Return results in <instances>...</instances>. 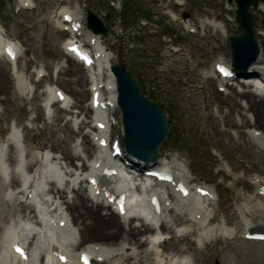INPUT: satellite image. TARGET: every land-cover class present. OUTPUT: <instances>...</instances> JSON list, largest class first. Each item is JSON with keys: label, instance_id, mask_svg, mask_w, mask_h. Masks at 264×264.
Wrapping results in <instances>:
<instances>
[{"label": "rangeland", "instance_id": "1", "mask_svg": "<svg viewBox=\"0 0 264 264\" xmlns=\"http://www.w3.org/2000/svg\"><path fill=\"white\" fill-rule=\"evenodd\" d=\"M236 5L234 0H0V29L9 40L14 39L20 54L13 63L0 56V142L7 143L9 132L16 125L22 136L21 147L27 165L30 159L33 166L36 156L44 149L62 155L59 161L64 164V150L72 153L71 146L82 143L83 133L90 129L83 124L80 130L77 118L95 124L93 110L88 109L91 104L89 69H84L82 81L69 71L72 66L66 44L71 34L57 26L63 11H77L87 30L86 13L90 9L107 25L100 36L104 46L115 54L113 63H123L140 91L160 106L168 134L160 144L161 151L170 163L182 165L192 183H201L213 190V220H224L234 229L232 237H213L207 248L200 249L202 243L194 223H186L189 229L184 235L175 226L171 229L160 226L170 238L155 242L149 234L152 231L140 235L148 243L143 248L131 243L134 254L123 264H158L157 252L167 259L173 257V264H179L186 254L188 264H214L215 259L220 264H264V238L242 236L244 226L239 213V205L244 204L252 211L254 220H264V211L255 208L260 199L264 203L255 182V179L264 182V147L249 133L252 128L264 133V124L247 122L246 116L252 115V110L242 112V103L246 100L235 89L221 84L216 74L209 78L204 74L214 68L216 61L231 65L229 35L243 32L236 22ZM247 8L254 15V31L259 27L264 30V10H257L252 4ZM183 11H188L187 19L195 25V30H189L182 22ZM213 18L221 21L222 31L211 26L204 28L203 21ZM84 30H81L83 34ZM79 63L82 69L84 66ZM17 66L31 84L30 96L18 92L13 74ZM39 69L42 74L38 73ZM232 80L238 89L243 88L239 79ZM5 84L11 101L7 103L2 100L6 96ZM49 86L59 87L67 94L69 111L60 113L63 108L60 102L52 104L49 111L46 109ZM82 107L89 111L88 115ZM109 116L112 119L109 135L119 139L123 147L118 106ZM67 119H71L75 132L64 122ZM12 148H7L11 156L7 159V173H0V241L10 224L18 226L23 219L35 215L16 201L17 196L8 199L5 194L12 188L17 190L15 174L12 186L8 184L17 158L15 144ZM94 153L95 149H91L88 156ZM74 160L80 165L83 163L80 158ZM126 172L135 175L136 182L141 183L140 170L130 167ZM172 217L173 212H169L168 218ZM130 219L123 218L127 223ZM134 223L141 226L142 221L136 219ZM79 238L80 242V233ZM94 241L86 239L81 248ZM147 251L152 254L146 256Z\"/></svg>", "mask_w": 264, "mask_h": 264}, {"label": "bare ground", "instance_id": "2", "mask_svg": "<svg viewBox=\"0 0 264 264\" xmlns=\"http://www.w3.org/2000/svg\"><path fill=\"white\" fill-rule=\"evenodd\" d=\"M256 9L264 10V0L258 2ZM65 15L70 19L68 20L69 26L71 22L78 23L79 26L76 30L65 25L67 20L64 18ZM183 21L186 27L191 30L194 29L195 25L189 19ZM202 25L204 28L211 26L218 31L223 29L221 21L215 18L204 20ZM57 26L68 28L71 34L66 44V54L72 66L69 71L82 81L85 73L84 69H89L88 82L91 84L92 94L88 109L89 111L93 110L95 124L92 125L88 119L77 118L76 123L80 130L83 124L88 125L90 129L83 133L82 143L70 147L72 153H68L66 149L64 150L63 156L66 163L63 164L59 161L63 159L62 155H51L43 150L36 156L33 166L30 159L28 165L26 164V169L30 172L29 175L23 172L22 167V171L13 169L8 184L12 186L15 174L17 177L14 179V185H17V190L15 194L10 191H6L5 194L8 199L17 196L18 200L16 201L21 206L30 208L32 212H35V215L23 219L18 226L10 224L5 228L0 241V264H43L44 255H47L46 261L48 264H123L125 260L134 254L131 243H138V247L143 248L148 241H142L139 236L149 231L153 232L151 222L161 216L164 217L160 221L162 228L171 229L175 226V229L181 235H184L189 229L186 226L187 222H192L195 226H198L199 241L201 240L202 243L200 249L207 248L209 239H213V237L225 236L227 239L229 236L232 237L234 233L232 226L224 220H213V190L201 184L192 183L180 163L176 165L169 162L168 156L160 149L161 145L159 146V155L155 160H133L132 165L140 168L141 162H143L144 164H152L163 171H169L171 176L166 183L160 182V184L148 186L143 181L137 183L135 175L131 177L121 172L118 162L114 158L115 156L112 157L111 155V145L108 146L107 144L109 130L112 126V119L109 115L116 108L115 79L110 70L115 54L104 46L100 34L92 32L90 28L84 30L82 16L77 11L75 13L69 10L63 11L62 19L57 20ZM256 29V43L259 52L246 68L248 75L245 77V82L241 81L243 88L238 89L237 84H232L228 76L220 79L221 84L235 89L243 97V101L246 100L245 103H242V112L248 110L253 112H251L252 115L246 116L248 118L247 122L264 124V30L262 27ZM81 30H84L85 34ZM83 35L85 37H82ZM8 47L12 51H9ZM76 48L79 52L91 57L89 63L84 64L82 62L84 66L82 69L78 66L80 61L74 56L77 52L75 51ZM0 56L6 57L12 63L19 59L17 43L6 38L1 30ZM214 70L215 65L214 68L204 72L205 77L214 76ZM38 73H42V69H39ZM13 74L17 78L18 92L28 95L31 92V84L27 79V75L18 66ZM254 75L260 76V79L254 78ZM4 88L7 89L6 84ZM47 92L46 105H49L57 96L64 94L55 86H49ZM5 93L6 98L4 97L2 100L7 103L10 98L7 90ZM94 93H96V96L93 95ZM82 94L84 95V93ZM64 100L66 105L59 111L60 113L70 110L67 94ZM83 111L88 115L89 111L84 110V108ZM64 122L69 123L73 132L76 131V128L71 125V119ZM17 130L15 127L9 132L7 143L5 141L0 142V173L2 174L8 170L6 159L11 158L6 149L8 147L13 149L12 141L19 143L18 141L22 140L21 133L18 136ZM249 133L250 137L259 146L264 147L263 132L257 128H252ZM57 148L52 145V149L57 150ZM91 149H95V153L88 156V154H91ZM75 158L83 160V165L75 163ZM65 164L67 165L65 166ZM18 165L22 166V159ZM120 173L122 174L120 175ZM100 178L101 187L96 184V180ZM179 182L184 185V188L178 189ZM255 182L257 183V192L264 199V182L259 179H255ZM132 183H136L137 190L145 187L146 194L144 192L141 194L139 190L138 196H132L129 191H126L127 196L123 200V208L126 209L130 201L134 200L131 209L135 208L148 221L137 214L129 220V223L131 221L129 225L123 220L120 212L116 210L115 204L118 203L119 195L123 194V190H128V185L132 186ZM146 195H151L155 210L152 209V205L147 203ZM260 200L254 207L258 211H264L263 200ZM46 210L48 211L45 212ZM239 211L241 223L244 226L242 236H248V233L258 227H264V220H254L252 211L246 205L240 204ZM169 212H173L172 218H168ZM136 219L142 221L141 226L135 225L134 221ZM42 224L43 226H41ZM75 225H78V228ZM142 225L143 228H140ZM152 232L150 233L152 234ZM79 233L81 236L80 242ZM86 239L95 241L81 248L80 244ZM250 241L258 243L257 240ZM151 254L149 251L146 252V256ZM39 256L41 257V263L37 261ZM155 256L159 260L158 264H173L174 262L173 257L167 259L160 252H157ZM178 263L188 264L187 254Z\"/></svg>", "mask_w": 264, "mask_h": 264}, {"label": "water", "instance_id": "3", "mask_svg": "<svg viewBox=\"0 0 264 264\" xmlns=\"http://www.w3.org/2000/svg\"><path fill=\"white\" fill-rule=\"evenodd\" d=\"M236 5V22L241 34L229 36L231 65L234 70L243 72L259 52L257 35L252 26L253 13L248 5L255 8L258 1L234 0ZM183 11L182 16H188ZM108 17V15H107ZM86 25L94 33H104L107 26L95 12L87 9ZM110 70L115 79L116 103L121 113L123 129L122 142L129 153L145 160H155L159 155V146L167 137L166 121L160 106L147 98L139 89L136 80L123 63H112ZM214 264H220L215 259Z\"/></svg>", "mask_w": 264, "mask_h": 264}, {"label": "trees", "instance_id": "4", "mask_svg": "<svg viewBox=\"0 0 264 264\" xmlns=\"http://www.w3.org/2000/svg\"><path fill=\"white\" fill-rule=\"evenodd\" d=\"M125 8H126V5H125V7H124V11L126 12V9H125ZM143 93H144V92H143Z\"/></svg>", "mask_w": 264, "mask_h": 264}]
</instances>
